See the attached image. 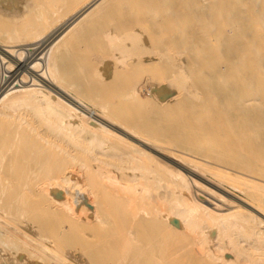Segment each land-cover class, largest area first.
I'll list each match as a JSON object with an SVG mask.
<instances>
[{
    "label": "bare ground",
    "instance_id": "bare-ground-1",
    "mask_svg": "<svg viewBox=\"0 0 264 264\" xmlns=\"http://www.w3.org/2000/svg\"><path fill=\"white\" fill-rule=\"evenodd\" d=\"M108 6L144 10L133 15L142 20L156 13L184 19L156 56L187 101L205 104L212 94L216 132L209 133L220 138L219 150L188 154L185 137L134 118L77 77L71 82L67 50ZM29 7L38 13L34 22L0 29V248L20 247L25 259H36L28 264H195L194 247L202 264H264V0H0L3 13ZM92 34L111 62L153 57L142 33L109 27ZM109 62L96 75L101 81ZM201 89L206 101L198 103ZM170 95L158 91L161 102ZM199 168L250 202L238 200L242 206L228 213L209 208L192 187L202 192V180L223 190ZM80 172L85 192L76 187ZM183 229L193 237L180 240ZM1 255L6 264L10 255Z\"/></svg>",
    "mask_w": 264,
    "mask_h": 264
},
{
    "label": "rangeland",
    "instance_id": "rangeland-1",
    "mask_svg": "<svg viewBox=\"0 0 264 264\" xmlns=\"http://www.w3.org/2000/svg\"><path fill=\"white\" fill-rule=\"evenodd\" d=\"M28 11H29V13H28ZM34 11L35 10L32 7H29L27 9L22 10V11L14 10V11L4 12V13L0 12L1 13L0 14V24L1 23L3 24L2 26H0L1 31L5 32L7 30H14V28H15V30H20L24 27L23 24L25 26L30 25V23H32L36 20V17L39 18L37 15L38 14L37 11L35 13H33ZM139 11H140L139 9H136V10L135 9H127V8L125 9V8H120V7L110 8L109 6L105 7L103 9V11H100L103 14L101 13L102 15L98 21L92 22V25L89 27L88 31L85 32L86 37L85 36L82 37L84 39H82L81 37H80L81 39L79 38V41L82 40V42H80L78 44L79 41L78 40L75 41V42H77V45L75 42H73L71 44V47L69 48V50H67V52H68L67 58L70 59V57H71L72 60L74 59L73 61H71V59L69 61V59H67L65 56L68 63H65L66 61H64V63L66 64L64 66V68L69 69V71L72 69L70 72H68V76H69L71 82L72 83L76 82L75 79L77 77L78 78L77 81H80V83H83L82 84L83 86H87V87L91 86L92 88H94L96 90L97 93H100L99 95H102L107 99L108 98L114 99V100L118 99V100H116V104H119V105L123 104V105H125V108L128 107V109H127L128 112L132 116H134V118H137V119L150 118V120L152 122H150L148 120L149 121L148 124L151 123L150 125H152V123H154L153 127L155 126L156 129L157 128H160L158 130L166 129V132L174 131V132L178 133L180 136L185 137L184 141H182V143L181 142L180 143H181V146H183L186 151L183 149L182 150L188 154H190L189 150L194 151V152H192L193 153L192 155H194L195 153L198 154L199 152L202 154H204L205 152H209V153L210 152H216V150H219L220 138L218 137L217 133H215L216 137H214V136L212 137L209 133L210 129H211L212 122H214V126H215V121L213 118H214V114L216 112V111L214 112V110H216L215 107L217 108V106L213 105V99L214 98H213L212 94L210 92H208L209 98L207 99L208 101L205 102V104H203V101H202V104H195L197 102H193L190 100L187 101L186 100L187 96H185V92L180 90L183 94V96H182L181 92H180V94L178 93L179 88L178 87L175 88L176 85H174V88L170 87L171 80L172 81L174 80L173 76H175V78L177 77L176 74L174 75L175 72H173V70L171 71L170 69L167 68V66L163 62L162 58L156 56L158 54L164 53V47L166 46V44H165L166 40L164 41V39H165V37L166 38L168 37L167 36L168 31H169V33L174 32L172 34H175V36H176V34H177V36L180 34L179 33L180 30H178V29L179 28L181 29V27H182L181 23H184V19H182L181 22L179 23L178 19H174V18L170 19L171 17L170 18H168V17L161 18L163 16L156 13L153 15L154 18H152V19L150 18L151 20L150 19L149 20L148 19L142 20L140 18H137V16H133V15H135L136 12H137L136 15H138L144 10H141V12H139ZM41 12L42 11H40V14H41ZM156 12H157V10H156ZM130 13L132 15H130ZM24 18L27 20H25ZM23 19L25 21H22ZM9 20H11V21H9ZM94 21H95V19H94ZM187 24L188 23H186L185 26H187ZM19 26H20V29H19ZM185 26H183V27L185 28ZM109 27L115 28V30H117V31H122L123 29L126 28V29H128V32H130V33H133V32L142 33L145 37V39L143 40L144 42L142 43L143 44L142 46H144V47L146 46L147 47V48L145 47L146 49L149 48L147 50V52H149V50L151 48L150 51H152V52H149V54L150 53L153 54V57L150 56L148 58L149 60L145 59L146 61L142 60L141 62H143V63H139L138 61H140V60H136V61H132V62L130 61L133 65H130V67H128V68H127V65H128L129 61H127V65L126 64L120 65V63L118 64L117 62H115V60L113 58H112L113 60L111 59L112 62L110 60H108L109 59L108 57L111 56V51L109 50V48L106 45H104L103 41L98 39V37H97V39H95L94 37L91 38L90 36L92 33L94 34L95 32H97V30L99 31L101 29H107ZM176 30H177V33H175ZM89 32H91V34ZM81 36H83V35H81ZM0 37H1L0 38V44H5L6 40L2 36H0ZM95 37H96V35H95ZM65 58H64V60H65ZM106 61L107 62L110 61L109 62L110 65L108 68L110 73H109L108 77H106L104 80L101 81L100 80L101 78L98 79V77H96V75L99 74V72H98L99 70H103L102 65ZM130 62H129V64H130ZM87 63L89 64L90 67L86 66ZM122 65H125V66H123L125 68H123ZM75 70H77V73ZM192 71L193 70H191V72ZM195 72H198V71L195 70ZM207 72L209 73V70ZM79 73H81V74L79 75ZM169 73H171L172 76ZM168 74L171 76V78H172V79L170 78L171 80L169 79ZM201 77L202 76L200 74V78ZM201 80L203 81L204 77L201 78ZM167 85H169V87ZM161 87L162 88L164 87V89L165 90L167 89V91L171 90V95L164 102H161V100L158 97V91ZM201 91H202V89L200 90V93H201ZM197 93L200 95V96L198 95L200 98V100L199 99L197 100L198 103L201 100H205V98L204 99L202 98L203 96L201 97V95L203 93L200 94L198 91H197ZM205 93H207V92H205ZM208 93L206 94L207 96H208ZM177 96H180V98H178ZM119 97H120V99H119ZM170 98H171V100L168 101ZM82 100L84 101V103L87 106L95 109L97 111V113L101 114L99 108L96 105H93V103L91 105V102L88 101L86 98H82ZM94 106H95V108H94ZM211 113H212V115L210 116L209 114H211ZM209 116H210V118H209ZM212 116H213V118H212ZM211 118L213 119V121L211 120ZM215 120H217V119H215ZM212 126H213V124H212ZM218 126H216V127H218ZM153 127H152V129L154 130ZM213 127L211 129L212 132L215 131V129H213ZM218 128H217V130H218ZM163 145L167 146L168 143H165ZM170 147H173V146H170ZM175 149H179V148H175ZM150 153L152 154V151H150ZM197 154H195V156H197ZM211 154L206 155L209 158L205 157L203 155L204 159L207 158L206 160L212 161V159L210 158ZM153 155L154 156L157 155L156 157L161 159V160L163 159L157 153L155 154V152H153ZM163 160H165L166 163H169V165L170 164L172 165V162L170 163L166 159H163ZM197 172L201 173V174H199V173L198 174L201 175V177L204 176L205 180H207L208 182L210 181L209 183H212V184L214 183L215 185L218 183L217 185H219V188L221 186V188L223 190V192L216 190L217 188H215L214 186H212V185L209 186L210 184L208 185V183L202 182V180L198 181L199 179L197 178L196 181L200 182L201 184L204 183L203 184L204 186L206 184L207 188H204L205 190L202 189L203 191L201 192L200 191L201 189H199V191H198L197 190L198 188L192 187V191L194 192V195L197 198L203 199L204 203L206 202L205 204L208 205L209 208L214 209L213 205H215L216 206L215 208H217L219 211H221V213H228L230 211L231 212L235 211L236 210V209H234L235 207L242 206V205H240V202L238 200H241L244 202H250V201H247V200H249V197L244 192L240 191L239 189L231 186L230 184H228L226 182H222V181L218 180L217 178L212 176L208 171L199 168ZM81 173H83V172H80L82 179H80V184L77 185L76 187L79 189L80 192H85V191H87V187H85V176H84V173H83V175ZM191 177L196 179V177H193V176H191ZM212 187H214V188H212ZM93 200H94L93 197H89L87 199V201H89L88 205L91 207H94V204L92 203ZM213 203H215V204H213ZM242 208L245 209L246 207L245 208L242 207ZM227 209H229L228 212H227ZM245 210L250 211V209H248V208ZM240 212L243 214L245 213V212H242L241 210H240ZM254 214L256 215V213H254ZM256 216H258V215H256ZM186 230L189 233H187V231L185 232V230L183 229V231L187 235L189 234V236H186V234L183 232V235H181L182 236L181 238L179 235L180 240L183 238V236L188 237V238L193 237L190 230H188V229H186ZM92 231L96 232L95 229ZM2 248H0V250H2ZM196 248H198V252H197L198 254L195 253V251H197ZM196 248L194 247L193 251H192V249L190 250L189 256L191 257V259L188 256L189 260L194 262L195 264L197 262L199 264H202L201 262H199L200 259L196 258V257L202 256V254L200 252L201 250L199 247H196ZM3 250H2V253L4 252V254H5V251H6V254L8 256L10 255L9 257H7L6 254L5 255L3 254L5 257L8 258V259L6 258V260H8L6 264H14L15 260H17V261H15V264H28L27 261L34 262L36 260L33 257H29L28 259H25L26 258V257H24L25 252L23 250H21L20 247H18V248H14V247H12V248L6 247L5 248L4 247ZM3 255H1V256H3ZM10 257L12 258V260H10L11 259ZM187 260H188V258H187ZM201 261L203 262V261H205V259L204 260L201 259ZM208 262H209V264H215V262L206 259L205 264H208Z\"/></svg>",
    "mask_w": 264,
    "mask_h": 264
}]
</instances>
